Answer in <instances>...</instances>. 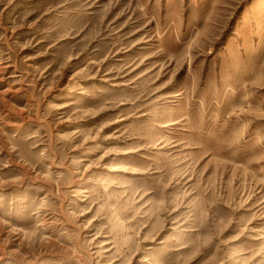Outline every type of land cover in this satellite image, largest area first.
Wrapping results in <instances>:
<instances>
[{"label": "rangeland", "instance_id": "obj_1", "mask_svg": "<svg viewBox=\"0 0 264 264\" xmlns=\"http://www.w3.org/2000/svg\"><path fill=\"white\" fill-rule=\"evenodd\" d=\"M0 264H264V0H0Z\"/></svg>", "mask_w": 264, "mask_h": 264}]
</instances>
